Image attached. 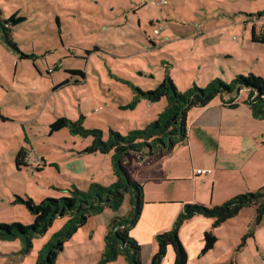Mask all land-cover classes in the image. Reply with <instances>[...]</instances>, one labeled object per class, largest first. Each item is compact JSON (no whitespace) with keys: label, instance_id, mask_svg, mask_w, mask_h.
<instances>
[{"label":"rangeland","instance_id":"obj_1","mask_svg":"<svg viewBox=\"0 0 264 264\" xmlns=\"http://www.w3.org/2000/svg\"><path fill=\"white\" fill-rule=\"evenodd\" d=\"M0 10L4 19L15 12L26 17L11 30L16 47L0 35V222H34L18 198L40 202L94 183L112 185L115 151L91 150L95 136L106 140L111 131L145 129L167 99L152 101L142 93L156 89L166 75L182 91L215 77H264V43L251 40L254 30L264 36V0H0ZM246 96L243 91L234 100L240 104ZM60 116L97 133L70 127L52 132ZM248 125L256 135L243 136L248 143L238 158L255 152L259 159L244 169L245 192H253L264 186V118ZM22 149L28 165L18 168ZM124 159L134 172L152 157L131 151ZM203 165L195 159L194 167ZM130 207L126 195L119 210L105 206L91 215L64 242L56 264H126L124 256L103 261V252L111 220ZM255 218V207L248 206L219 225L211 223L216 247L192 256L189 264H264V220L257 224ZM68 221V215L56 217L32 238L29 250L22 237L0 238V264H37L39 251ZM148 249H142V264L148 263Z\"/></svg>","mask_w":264,"mask_h":264},{"label":"trees","instance_id":"obj_2","mask_svg":"<svg viewBox=\"0 0 264 264\" xmlns=\"http://www.w3.org/2000/svg\"><path fill=\"white\" fill-rule=\"evenodd\" d=\"M259 15H264V11H260ZM25 20L26 17L17 12L4 19L1 17L0 10V35L10 46L16 47L11 37L12 28ZM252 41L264 43V36H257L254 30ZM22 57H31V55L22 53ZM70 72L85 77L82 70L71 69ZM136 89L140 94L142 93L140 88ZM243 91L247 93V96L242 102L250 107L252 115L257 119L264 118V77L261 75L254 72L247 75L237 74L230 81L215 77L205 86L194 82L183 91L178 88L170 75H166L156 89L142 93L152 101L162 97L167 99L165 109L145 129L131 130L126 134L111 131L106 140L103 139L102 134L95 136L91 150L115 151L114 168L117 180L112 185L94 183L87 190L74 188L68 196L47 197L40 202H35L32 198L28 200L18 198L24 201L28 211L34 215V222L28 225L19 222H0V238L22 237L26 240L25 249L29 250L34 236L44 233L56 217L68 215V223L45 244L37 258V264H56L64 242L80 227L86 225L91 215L105 206L114 211L119 210L128 195L131 207L127 215L114 217L106 230L103 261L124 256L126 264H142L141 246L130 233L142 213L145 203L144 187L133 178L124 165V156L131 151H136L151 158L172 151L178 143L188 139L187 118L190 109L206 106L217 97L231 98L224 103L230 107H236L238 103L234 99ZM66 127L84 134L97 133L85 130L79 121L73 122L64 116L58 117L50 125L52 132ZM23 157H25V151L22 149L16 156L18 168L28 165ZM263 193L264 186L257 191L238 193L221 204L185 203L172 228L157 235V250L149 264H161L169 246H172L175 252L174 264H188L189 254L179 232L184 222L194 215L212 218L214 219L212 225L216 226L236 216L243 208L254 206L256 223H260L264 220ZM217 240L215 233L207 230L204 233V245L200 256L214 249Z\"/></svg>","mask_w":264,"mask_h":264},{"label":"crops","instance_id":"obj_3","mask_svg":"<svg viewBox=\"0 0 264 264\" xmlns=\"http://www.w3.org/2000/svg\"><path fill=\"white\" fill-rule=\"evenodd\" d=\"M222 99L218 102L215 98L206 106L190 109L188 139L168 153L140 162L141 167L131 171L133 178L144 187L145 203L130 234L140 244L141 252L149 245L147 264L157 250V235L172 228L185 203L220 204L249 189L244 169L250 161L259 159L255 152L248 157L238 158V154L242 153L243 143H248L243 142V136L256 135L248 124L257 118L248 105L240 102L230 107ZM193 128L200 130L201 135H195ZM198 157L203 167H194ZM198 168H211L212 173L197 174ZM200 175L207 176L200 180ZM213 221L198 214L182 225L179 234L189 260L203 248L204 233ZM174 258V249L169 246L161 264H174Z\"/></svg>","mask_w":264,"mask_h":264},{"label":"built area","instance_id":"obj_4","mask_svg":"<svg viewBox=\"0 0 264 264\" xmlns=\"http://www.w3.org/2000/svg\"><path fill=\"white\" fill-rule=\"evenodd\" d=\"M196 173L197 174H210L212 173V169L211 168H198L196 169Z\"/></svg>","mask_w":264,"mask_h":264}]
</instances>
